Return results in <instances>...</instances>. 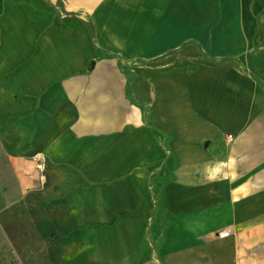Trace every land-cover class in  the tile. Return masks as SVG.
Masks as SVG:
<instances>
[{
	"label": "crops",
	"instance_id": "obj_1",
	"mask_svg": "<svg viewBox=\"0 0 264 264\" xmlns=\"http://www.w3.org/2000/svg\"><path fill=\"white\" fill-rule=\"evenodd\" d=\"M0 152L48 264H264V0H0Z\"/></svg>",
	"mask_w": 264,
	"mask_h": 264
},
{
	"label": "rangeland",
	"instance_id": "obj_2",
	"mask_svg": "<svg viewBox=\"0 0 264 264\" xmlns=\"http://www.w3.org/2000/svg\"><path fill=\"white\" fill-rule=\"evenodd\" d=\"M24 195L0 152V264H48L43 244L24 210Z\"/></svg>",
	"mask_w": 264,
	"mask_h": 264
},
{
	"label": "built area",
	"instance_id": "obj_3",
	"mask_svg": "<svg viewBox=\"0 0 264 264\" xmlns=\"http://www.w3.org/2000/svg\"><path fill=\"white\" fill-rule=\"evenodd\" d=\"M226 140H227L228 142H231V141L233 140V137H232L231 135H227V136H226ZM36 168H37V170H38L39 172H41V171H42V164H41V163L38 164V165L36 166ZM229 235H230V232H229L228 230H222V231H220V232L217 234V237L220 238V239H223V238H227Z\"/></svg>",
	"mask_w": 264,
	"mask_h": 264
}]
</instances>
